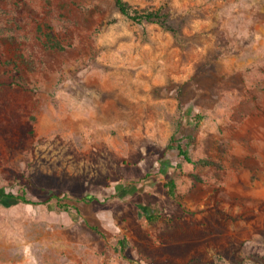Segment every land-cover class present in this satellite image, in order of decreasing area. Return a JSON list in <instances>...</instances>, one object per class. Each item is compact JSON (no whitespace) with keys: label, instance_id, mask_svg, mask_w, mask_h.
Wrapping results in <instances>:
<instances>
[{"label":"rangeland","instance_id":"obj_1","mask_svg":"<svg viewBox=\"0 0 264 264\" xmlns=\"http://www.w3.org/2000/svg\"><path fill=\"white\" fill-rule=\"evenodd\" d=\"M121 1L0 0V264H264V0Z\"/></svg>","mask_w":264,"mask_h":264},{"label":"trees","instance_id":"obj_2","mask_svg":"<svg viewBox=\"0 0 264 264\" xmlns=\"http://www.w3.org/2000/svg\"><path fill=\"white\" fill-rule=\"evenodd\" d=\"M115 5L118 9V11L120 12V14H122L123 16L128 17L129 19L138 22L140 20H144L147 23L150 22H159L161 18H163L165 15L162 13V10L159 9L157 11H149V10H143L141 12H133V13H129L127 6L125 3H123L121 0H115ZM169 146H167L168 148ZM179 155L184 159L185 162L187 163H191L193 165H200V166H217L216 163L209 161V160H203V159H199L196 161H192L185 153V151L181 150L180 148H177ZM164 166V165H162ZM166 166L162 168V170H165ZM168 168V167H167ZM168 192L169 194H172V190H173V183L171 181H169L168 183ZM8 197H13L11 195H8ZM51 197H56V196H51ZM17 198L19 200H21L22 203L24 204H31L30 202L26 201L22 196L20 197H14ZM85 198H81L79 199V201H85ZM87 201V200H86ZM144 218L148 223H152L156 217H154L153 214L151 213H144ZM120 246L123 247V240H119L118 241Z\"/></svg>","mask_w":264,"mask_h":264},{"label":"crops","instance_id":"obj_3","mask_svg":"<svg viewBox=\"0 0 264 264\" xmlns=\"http://www.w3.org/2000/svg\"><path fill=\"white\" fill-rule=\"evenodd\" d=\"M245 34V35H244ZM244 34H242L241 35V39L239 40V42H241V41H243V40H247L248 42L250 41L249 39H250V35H249V31H246V33L244 32ZM256 37H257V35H256ZM259 37H260V35H259ZM261 37L262 38H264V29H263V31L261 32ZM245 38H247V39H245ZM260 42H261V40H260ZM232 61V60H231ZM219 62H218V60H217V65H218V69H217V71H222V72H228V71H231V69H232V67L230 66L229 67V63H227V64H225L224 65V67L222 68L221 66V68H219V64H218ZM233 64V61L231 62V65Z\"/></svg>","mask_w":264,"mask_h":264}]
</instances>
